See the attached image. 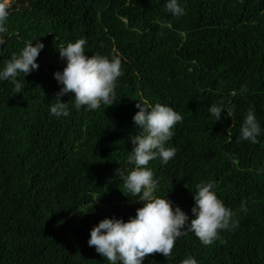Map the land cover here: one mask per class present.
<instances>
[{"label": "trees", "instance_id": "1", "mask_svg": "<svg viewBox=\"0 0 264 264\" xmlns=\"http://www.w3.org/2000/svg\"><path fill=\"white\" fill-rule=\"evenodd\" d=\"M179 2L178 17L165 11V0L7 5L0 67L25 41L36 37L44 47L22 93L0 81V264H109L87 239L101 219L126 220L141 206L115 174L132 167L137 101L167 104L182 116L166 142L174 156L148 162L155 194L191 218L195 184L212 181L238 220L207 245L186 232L170 257L147 254L142 264H179L186 255L198 264H264V132L255 144L237 139L249 106L264 129V0ZM81 37L85 55L121 58L114 103L77 110L70 93L61 97L69 115L50 116L59 89L53 72L64 67L58 48ZM221 97L232 112L221 109L213 122L207 107Z\"/></svg>", "mask_w": 264, "mask_h": 264}, {"label": "clouds", "instance_id": "2", "mask_svg": "<svg viewBox=\"0 0 264 264\" xmlns=\"http://www.w3.org/2000/svg\"><path fill=\"white\" fill-rule=\"evenodd\" d=\"M164 8L173 17L184 14L179 0H165ZM8 15L7 4L0 3V45L4 43ZM85 44L86 40L81 37L58 48L64 67L53 72L59 89L49 104L50 116L61 118L69 115V106L61 97L70 93L72 107L77 110L81 106L85 110H95L101 105L114 103L116 81L122 75L121 58L98 53L85 55ZM43 47L39 39L32 38L3 62L0 81H10L13 93H22L26 84L24 76L38 68L36 57ZM21 74L23 80H18ZM245 91L247 89L241 86V92ZM134 107L138 110L132 115V121L139 132L130 138L132 148L127 161L132 167L117 168L115 174L122 181L124 191L138 200L141 206L135 209V215L126 220L115 216L101 219L89 230L87 239V244L94 246L95 252L109 264H142L146 255L152 253L168 258L176 239L186 232H192L202 244L207 245L219 239L220 230H232L238 226L236 210L224 205L217 197L212 181L195 184L191 218L165 194H155L157 180L153 178L148 162L159 158L163 165L174 156L176 147L166 142L173 136V126L182 120V116L173 107L159 102L149 104L137 101ZM221 109L226 116H230L232 106L222 97L208 105L207 112L213 122L221 120ZM262 132L264 129L249 106L243 115L237 139L255 144ZM238 211L246 213L243 201ZM179 264L198 262L194 256L186 255Z\"/></svg>", "mask_w": 264, "mask_h": 264}, {"label": "rangeland", "instance_id": "3", "mask_svg": "<svg viewBox=\"0 0 264 264\" xmlns=\"http://www.w3.org/2000/svg\"><path fill=\"white\" fill-rule=\"evenodd\" d=\"M13 0H2V3H5V4H10V2H12Z\"/></svg>", "mask_w": 264, "mask_h": 264}]
</instances>
